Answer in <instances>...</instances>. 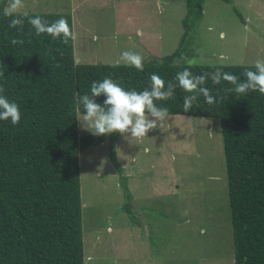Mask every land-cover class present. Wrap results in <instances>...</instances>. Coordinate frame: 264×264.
<instances>
[{
	"label": "trees",
	"instance_id": "16d2710c",
	"mask_svg": "<svg viewBox=\"0 0 264 264\" xmlns=\"http://www.w3.org/2000/svg\"><path fill=\"white\" fill-rule=\"evenodd\" d=\"M0 1V264H84L79 152L127 112L220 122L234 264H264V64L192 63L173 52L135 63L75 62L68 12ZM204 0H185L184 27ZM232 2V0H222ZM237 15L243 21L239 11ZM111 115L79 136L77 113ZM123 211L137 222L114 143Z\"/></svg>",
	"mask_w": 264,
	"mask_h": 264
},
{
	"label": "rangeland",
	"instance_id": "374dc122",
	"mask_svg": "<svg viewBox=\"0 0 264 264\" xmlns=\"http://www.w3.org/2000/svg\"><path fill=\"white\" fill-rule=\"evenodd\" d=\"M185 7V0L6 5L10 11L68 12L75 62L126 64L160 57L178 48L187 31L192 63L264 64V0H204L202 16L187 27ZM111 118L78 112L79 136H97L100 123ZM115 128L113 122L103 141L79 152L85 264H234L219 120L127 112ZM112 143L139 224L122 209L120 175L109 159Z\"/></svg>",
	"mask_w": 264,
	"mask_h": 264
},
{
	"label": "crops",
	"instance_id": "0c3cea01",
	"mask_svg": "<svg viewBox=\"0 0 264 264\" xmlns=\"http://www.w3.org/2000/svg\"><path fill=\"white\" fill-rule=\"evenodd\" d=\"M133 208V207H132ZM134 223V222H133ZM107 231H109V230H107ZM84 251V250H83ZM87 259H88V256L86 257V261H87ZM84 264H85V261H84Z\"/></svg>",
	"mask_w": 264,
	"mask_h": 264
}]
</instances>
